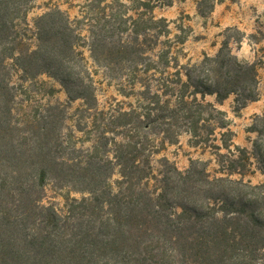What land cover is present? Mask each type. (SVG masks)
Returning <instances> with one entry per match:
<instances>
[{
    "label": "trees",
    "instance_id": "1",
    "mask_svg": "<svg viewBox=\"0 0 264 264\" xmlns=\"http://www.w3.org/2000/svg\"><path fill=\"white\" fill-rule=\"evenodd\" d=\"M31 1L0 0V264H264V182L244 180L252 158L264 172V110L253 128L262 143L247 149L204 100H255V64L224 42L177 68L168 49L156 50L167 24L152 14L173 0H132L145 16L141 39L135 30L90 40L57 7L30 31ZM84 46L96 66L128 74L136 105L98 106ZM13 71L48 95L56 90L41 77L58 82L67 102L18 113ZM183 132L213 149L212 171L200 159L184 169L164 156L154 162ZM47 190L62 203L47 201Z\"/></svg>",
    "mask_w": 264,
    "mask_h": 264
},
{
    "label": "rangeland",
    "instance_id": "2",
    "mask_svg": "<svg viewBox=\"0 0 264 264\" xmlns=\"http://www.w3.org/2000/svg\"><path fill=\"white\" fill-rule=\"evenodd\" d=\"M54 7L66 12L70 18L79 20L77 25L85 40H90L94 34H112V39L119 36L129 39L135 30L139 39L142 38L145 19L143 8L132 0H32L24 20L28 29L31 31L36 16ZM152 14L156 18H164L167 24V31L159 36L156 50L168 49L177 68L199 63L205 55H215L224 42H227L230 53L239 62L255 64V100L242 104L234 94L219 104L216 103L215 95H205L204 100L213 102L225 112L226 128L233 133V145L251 149L254 142L262 143L253 128L257 122L256 117L264 110V0H173L170 5L156 6ZM83 53L96 81L98 106L138 103V96L131 92L125 71L108 73L91 61L87 46L83 47ZM12 73L18 113L39 112L47 102H67V95L58 82L41 77L56 90L54 94L48 95L32 81H19V72ZM132 88L135 91L139 86L134 85ZM79 104V100L71 101L70 111ZM220 131L215 130V144H221ZM75 135L79 136L80 132L75 131ZM160 156L173 162L178 169L186 168L190 159L206 161L210 171L216 167L213 149L195 143L189 132L181 133L175 143H166L164 149L153 157L154 162ZM251 161L254 172L246 175L244 180H250L251 183L264 182L262 163L255 158ZM46 194L49 197L47 201H53L56 205L62 203L61 196L50 190Z\"/></svg>",
    "mask_w": 264,
    "mask_h": 264
}]
</instances>
